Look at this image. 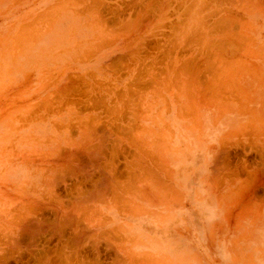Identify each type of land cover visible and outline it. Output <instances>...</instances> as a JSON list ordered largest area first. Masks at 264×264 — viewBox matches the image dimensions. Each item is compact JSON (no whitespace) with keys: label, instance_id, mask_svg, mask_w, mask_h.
I'll return each instance as SVG.
<instances>
[{"label":"rangeland","instance_id":"1","mask_svg":"<svg viewBox=\"0 0 264 264\" xmlns=\"http://www.w3.org/2000/svg\"><path fill=\"white\" fill-rule=\"evenodd\" d=\"M85 1L78 3V4L75 3L70 9L72 12L71 11L70 12L77 14V15L81 14V16L84 14L87 16L85 20H87L90 23L93 22L95 23V25L97 24L101 32L99 31L94 32L91 38L93 37L95 39L97 38L103 39L105 40L103 42H107V45L109 44V46L111 45V42H108L107 39L109 37L108 35L112 36L111 34L112 28L110 31L111 26H108L107 24L103 25V22L104 21L107 22V20L112 17H121V16L122 17H140V18H146L150 20H154L155 18L163 19V17H161V14H160V12L163 11V14L167 13L169 16H171V18L168 20L177 22L176 24H173L171 26L162 27L163 39L166 38V36H164V34L166 33L168 34L167 36L168 40L165 42L163 40V43H162L163 44V55H162L163 58H162L161 73L159 72L160 71L159 64L157 65L154 59L155 58L154 57L155 56L154 55L155 54L154 38H155V34L158 33L159 28L151 25V26H146L145 30L140 32L141 35L139 36L138 43L137 42H134V43L124 42L123 43V45L125 46L123 50L124 56L120 55L121 61L118 63L119 64L118 67H115L112 70L111 67L107 68V66H105L106 70L104 69L96 77V79L97 78L101 79V77L105 76L103 77V79L105 78H106L105 80L109 79L107 80V82L106 81L104 82V80L101 79L103 83L101 80H100L101 81L100 83L102 85L103 84L109 85V86L108 85L105 86V88L107 89L106 90L107 93H105V95H107L105 97V100H107L106 106H108L107 108L106 107L105 108H106L107 113L108 114L111 113V115H110V118L108 119V122H106V120L101 122L103 118L105 117V115L104 116L101 115L102 119L100 120V122L92 123V121H89L87 125L94 129L96 128L98 135H100V133H103L105 131L104 133L107 135V141H108L107 148H106L107 151L105 150L106 152L103 157V160H101L100 162L102 165L104 164L107 165L108 163L107 170L109 174V180L111 184L113 185L112 187L116 185L115 190H117L116 191L117 194L115 196L118 195L119 197V195H121L120 197L123 196V198L128 199L126 200L122 198L123 199L122 202H124V204H127V207L125 205L123 206V203L121 201L119 202V200L117 204L111 201L110 204H108V206L106 207V211H105V216H106L105 218L107 219L109 218L110 221L108 220L109 222L108 221L104 222L105 227L103 228L99 226L95 227V230L97 231H96V237L94 241L97 244L95 245L96 250L94 254L98 253L97 252V248H98L99 255L97 256V254H95L94 257L96 258L100 256L99 258H96V260L99 259L98 261L103 259L101 260L99 264H103L104 262L105 264H107L108 261H109L108 264H111V263H114L113 261H111V258L117 255V254L115 255V252L116 253L118 252V254L123 257L124 250L122 249V247H123V244L127 243L128 241L134 240L135 242L145 243L149 247L151 246V247H156V248L160 246L162 248L169 247L170 245L173 244V242L179 241L178 238H176V236L174 235V228L178 225V219L174 221L175 219L169 220L165 218L164 215H167L168 211L191 210L192 208L201 209L203 208V205H206V207L209 205V203L207 202H201V201H196V200L192 202L191 201L192 194L190 193V195H187L186 190H185L186 189L185 183L187 182L186 166L183 165L180 169L173 170V172L169 171V168H170L169 160H172V161H174L175 159L179 160V158L186 156L188 153L191 154V151L185 148L186 147L185 142H183V144L181 145V148L176 151L177 156L175 157V151L174 152L171 151L170 150L171 148L169 149L168 145H167L168 147L166 148L165 153L163 151H160V148H162L163 146L162 145L163 138L161 140L160 135L158 136L155 134L156 138L154 136V139H153L151 137H148L147 132H149L150 130H153L154 124L158 123L155 120L161 119L162 114H167V115L170 114L172 110L171 106L164 105L161 107L160 105H156L155 103H162L163 101H166V100L168 101L169 100L168 95L170 92L178 93V94L181 93L180 90L185 88L187 84L189 85V79L187 76H192V74L193 75L196 74L197 77L194 75V79H195V82L193 81L194 86L198 87L202 85L206 87V89L204 90L202 88V93L201 92L197 93L195 91L194 94L188 93L184 91L183 89V93H186L185 99H188V101L192 103L196 101V103L198 102L200 105L203 98L206 99L208 95L211 96L212 94V97H217V96H220V92H221V94L223 93L221 97L222 96L224 97L226 93L228 94L230 91H232L230 88L232 85V81H234V75L232 72H227V70L232 71V67L225 69L224 61L223 59H220V58L232 57V55L234 54L232 53L234 50V45L241 44L239 40L238 42L233 40L234 39L233 34L234 33L240 34L239 28L241 29V27L238 26L237 24L234 25V23H236L234 21L236 19H240V17L241 18H248V16L250 17L248 13L252 11L254 7L256 6H259V5L263 6L264 0H251V1L249 0L248 3L246 2L247 0H244V1L240 0L243 3L240 2L239 0H187V1L186 0H181V1L180 0H98V1L97 0H85ZM120 1H123L126 3L124 5V7L126 8L124 9H121V8L110 9L109 8L110 7L109 4H111L112 2L117 3ZM226 1L228 4L226 3ZM0 5H2V7H0V157H2L0 159L1 160L0 180H3L1 182L5 183L7 182V178L4 179V177L7 176V173L9 172L8 164L10 163L9 161L13 160V150L22 149V147L20 146L19 147L13 146V140L19 139V138H27V136L31 135L30 132L19 131L20 128H23L27 126L28 124H30L29 121L18 122L20 121V117L22 119L30 117L31 115L30 114L28 115L27 112L33 109V106L34 107L36 106L35 108H37V105L39 103L43 101L48 102L50 97L52 98L51 96L52 94L50 93V91L51 92L53 91L54 93H56V95L60 98V100L58 99V97L56 99L55 94H54L55 98L54 97L53 98L55 99V101L57 100V101L63 102L62 98L66 99L69 97L64 98L65 96L63 97L62 93L58 92L56 90V87H53V84L57 81V79H59L60 75L53 74V73H46V74L39 75V77L36 80L33 75L25 74L22 71V68L19 67L21 65H24L25 63H30L31 59H24V58H14L13 59V22H11L10 20L11 18H9V15H13V0H2ZM161 5H163L162 10L161 8H158V7H161ZM133 6H135V9H133ZM233 6L234 7L236 6L237 8H232ZM82 7L85 8V10ZM175 8L176 9L179 8V9L176 10ZM158 9H159V12H158ZM90 10H93V11H90ZM257 11L259 10H256V12ZM4 13H6V15ZM96 17L99 18L97 19V21L95 19ZM262 17H261V14L260 15L258 14L254 18L264 23V19H262ZM100 19H102L103 22L102 20L100 21ZM232 19H235V20L233 21ZM232 21L233 23L231 24ZM99 23L100 24L102 23V24L100 25ZM182 27L184 28L182 29ZM236 27H238V30H235L237 29ZM177 28L180 31V33L177 30ZM242 28H246V27H242ZM119 29H120V33H123V34L125 33L124 34L125 37H127L129 33L133 32L131 31L133 29L130 26H127V28L126 26H123L121 28L119 27ZM124 30L126 32H128L129 30L130 32L126 33L124 32ZM222 31L224 34L222 33ZM236 31H238V33ZM181 33L185 35L183 34L181 35ZM114 44L117 45L119 43L115 42ZM242 44L244 45L247 43L242 42ZM225 46H227L226 47L227 50L225 49ZM247 49H249V47ZM170 50H172V52H170ZM243 55L246 56L245 53H243ZM187 63H190L189 67L186 66ZM191 63L193 65H197V67L194 68L193 73L191 71ZM167 70L169 72H167ZM207 70H210V72H207ZM172 71L174 73H172ZM181 73H183L184 75L186 74V75L183 76V74ZM160 75H161V79L163 78L162 81L165 80L164 83L162 82V88H160ZM237 77L239 79V75H237ZM242 77L244 78L246 77V75L243 74ZM52 78L54 79L56 78V79L54 80ZM171 79H172V83H171ZM155 80L158 83V86H157L158 89L156 92L157 94L155 93V88H156ZM177 80L180 82V84L178 83ZM205 80L207 83L205 82ZM37 81L40 83H36ZM49 81L52 83H50ZM60 84L63 85L65 83L61 82ZM92 84L93 83H91V85ZM163 84H165L166 87ZM85 89L87 91L89 90L87 88ZM85 89L83 88L84 91H86ZM160 89H161V92L158 93ZM78 90L82 91V89H79V87H78ZM116 91H118V93H115ZM204 91L205 92L207 91L205 97H203V95H205ZM257 93H258V89L255 91L254 94L257 95ZM118 94L120 95V97ZM159 94L160 96H158ZM50 100L49 102H51ZM112 100H113V103L111 102ZM97 101H95L96 104L98 103L97 105L101 106L99 104V101H101L100 103H102L103 99H99V101L98 102ZM108 101L112 103L111 104L112 107L110 106V103ZM46 104H50V103H46ZM48 106H49V109L47 108ZM51 106L60 107V105H46L45 107L48 110H50ZM165 106L166 108H164ZM255 106L258 107L256 104ZM19 107H22L26 110L24 112H22L23 111L22 110L20 112L13 113V110L18 109ZM38 107H40V105H38ZM200 107L201 106H195V107L193 106L190 109V112L191 113L196 112L195 110H198ZM61 108H63V106ZM53 109L54 108H52V110ZM258 115L260 116V113H258ZM13 119H16V120H13ZM95 124L98 125V127ZM106 124H108L109 126ZM135 125L137 126V128ZM99 126L101 127L103 126L104 128H100ZM105 127H107L108 130ZM248 127L243 128L242 135H244V133L247 131L248 132L251 131V129L255 130L258 132V135H259V138H258L259 148H261V146H264V141H261L260 139L262 135L261 133L264 132V129L255 127V126H253L252 128L251 126L249 128ZM70 128H74V127H70ZM70 128L68 129V131H66L67 134L65 135L67 137L72 136V132L74 133V135L76 134V131L74 130H77L76 129L77 127L75 129H70ZM13 129H16L17 133L15 132L13 133ZM137 129H140V131H138ZM141 129L145 131H143L142 133ZM80 135H79L80 138H78L80 139L79 142L82 140V134ZM169 140H170L169 136H167V143H169ZM95 142H98V141L95 139L90 144H93ZM155 160H157V162ZM154 161L157 164L158 163L160 164V169H158L160 171L157 170V168H159L158 167L159 164L156 165ZM150 162L151 163L154 162V163L151 164ZM161 165L164 167H162ZM140 166L141 168L143 167L142 171L144 174L143 173L142 174L146 176H142L141 174L142 171H141ZM92 169L93 167H91V169H89L88 171L93 172L94 170ZM149 169L151 172L149 171ZM169 172L171 175L172 174L174 175L176 172H180V176H178V178L175 179V182L177 181V185L175 186L176 188H174L173 179L170 178L168 175ZM130 173L134 176L133 178L134 180L132 182H131L132 176ZM134 174L137 177H135ZM60 179L62 180L63 178L59 177L58 181ZM140 179H142V181ZM218 181L219 180H215V182H218ZM116 183H120V186H117ZM126 184H128V186H125ZM129 186L133 188H129ZM222 187L224 188V186ZM27 188H29L28 190L30 191L32 187L29 186V187H26V189ZM58 188L62 189L61 186L60 187L58 186ZM172 188H173V191L170 190ZM177 188L181 190L180 193L176 191ZM182 188L184 190H182ZM125 189L127 191L131 190L132 193L129 191L126 192ZM3 190L5 192H3ZM123 190L125 193L123 192ZM190 190H191V185H190ZM0 196H1L0 198H2L4 202H6V204L10 205L9 209L12 210L10 211L11 213L9 212L10 214H8V218H13V204H19L18 200H14L16 198L15 194L11 191V189L7 190V189L0 188ZM187 197H189L190 199L189 201H187ZM147 199H149V201L151 200V202H148ZM125 201L128 203H126ZM113 204L117 205V207L115 205H114V208L111 207V205ZM220 204L221 206L223 205L231 206L232 202L223 203L221 201ZM116 209L119 211H117ZM258 209L260 210L264 209V204L263 205L259 204ZM2 210H3V207H2ZM16 210H18L17 207H16ZM117 212H119L120 214L119 213L117 214ZM193 220L196 221L197 219H193ZM240 221H243V220H241L239 217L238 223ZM95 225H97V223ZM135 226H137V228H135ZM114 227L115 228L119 227L117 229L118 230L117 232H115L116 229L113 231ZM8 228H12V227L5 226V224L0 218V237L1 235L4 237V238L2 237L3 238L1 239L2 241L3 240L5 241L6 240L5 237L7 238L9 236ZM105 230L106 232L110 231V233L108 234L109 241H108V238L107 240L105 239L107 236L106 234L108 233V232L107 233L103 232ZM5 233L7 236L5 235ZM8 242L9 241H7V244L5 243L6 246L3 245L4 242H2L3 243L2 245L0 244V252L3 251V249L5 250L11 249L10 246H8L9 245ZM85 251L86 250H84V252ZM65 252L67 253L66 255L69 254L68 251H65ZM88 253L89 252H87L86 254L87 256H89L88 260H91V257L93 256L90 257L89 255L90 253L89 254ZM121 256H118L117 258L115 257L114 261H116L117 263V259H119ZM121 259H119L118 262L120 264H123ZM92 260L94 259L92 258ZM92 262L90 261V263Z\"/></svg>","mask_w":264,"mask_h":264},{"label":"crops","instance_id":"2","mask_svg":"<svg viewBox=\"0 0 264 264\" xmlns=\"http://www.w3.org/2000/svg\"><path fill=\"white\" fill-rule=\"evenodd\" d=\"M80 1L13 0V59H31L30 63L19 66L25 74L33 75L36 80L39 75L51 72L67 75H82L91 72L93 76L97 77L102 72L101 69L106 68L105 66L112 69L118 67V63L121 61L118 60V57L124 56L122 51L125 46L123 43L138 42L140 32L144 31L146 26L151 25L159 28L154 38V57L156 64H159L161 73L162 43L163 40L164 42L168 40L166 33L164 34L166 38L163 39L162 27L176 24V21L168 20L170 18L166 17L167 13L163 14L162 11L160 14L168 19L112 17L105 22L112 28V36L108 35L107 39L111 45L107 46V42L105 44L101 42L103 39L91 38L94 32H101L95 23L85 20L87 16L84 14L81 16L71 13V7ZM125 4L123 1L112 2L109 4V8L124 9L126 8ZM161 6L162 10L163 5ZM235 22L234 25H239L241 29L239 28V35L233 34V40L236 42L239 40L241 44L234 45L235 51L233 50L232 57L223 58L224 67L226 65L225 68L232 67V71L227 70L234 75V81L230 88L232 92L226 93L224 98L221 96L203 98L200 105L196 101L192 103L185 99L186 93H183V89L194 94L195 91L200 93L199 91L206 87L198 86L196 89L193 74L187 76L190 78L189 85L187 84L185 88L181 89V93L170 92L168 101L155 103L161 107L164 106V103L170 105L172 110L170 114H162L161 119L155 120L158 123L154 124L153 130L147 132L148 137L153 139L155 134L160 135V139L163 138V146L160 151L165 153L169 146L171 151H175V157L177 156L176 151L185 142V148L191 151V154L188 153L189 163L186 165V193L187 195L192 194V202L196 200L207 202L209 205L207 207L203 205L201 209L168 211L167 215H164L165 218L175 219L174 221L178 219L174 235L179 241L163 248L161 246L158 248L149 247L145 243L134 240L128 241L122 247L124 250L123 264H264V209H258L259 203L260 205L264 204V147L259 148L258 146L257 131L251 129L250 132L247 131L242 136L243 128L248 126L263 129L257 116L258 107L255 106L257 101L262 102V99L254 93L259 85L264 84V23L252 17L236 19ZM122 23L126 24L125 26L133 27V32L129 33L127 37L118 29L124 26ZM237 37L238 39H236ZM115 42L119 44L115 45ZM242 42L247 44L243 45ZM38 43L40 44L38 45ZM94 43H99L100 46L102 43L101 47L105 45L104 49L100 50L99 48L97 51L98 45L96 46ZM91 45H95L97 50L94 48L95 46L91 47ZM248 47L249 49H247ZM82 52L90 57L87 58ZM88 52L92 53V57L88 55ZM79 57L83 58V62L85 58L87 59L83 63ZM187 66L189 67L188 63ZM191 70L193 73L194 65L192 63ZM39 72L41 73L39 74ZM243 74L246 77L243 78ZM237 75H239V79ZM157 86L156 81L155 91L158 89ZM160 88H162L161 75ZM170 94L172 95L170 96ZM205 96L203 95V97ZM193 106L201 107L191 113L190 109ZM110 115L107 114L102 122L104 120L108 122ZM88 116L91 117V115L85 117ZM94 117L98 116L92 115V118ZM137 130L140 131V129ZM143 131L145 130L141 129L142 133ZM261 134L260 139L264 141V132ZM167 136L170 139L169 143H167ZM169 163L171 171L183 166L182 159L169 160ZM215 180L219 181L215 182ZM189 200L187 197V201ZM221 201L223 203L232 202V205L221 206ZM239 217L243 221L238 223Z\"/></svg>","mask_w":264,"mask_h":264},{"label":"bare ground","instance_id":"3","mask_svg":"<svg viewBox=\"0 0 264 264\" xmlns=\"http://www.w3.org/2000/svg\"><path fill=\"white\" fill-rule=\"evenodd\" d=\"M82 1V0H81ZM80 1V3H81ZM98 1V0H97ZM181 1V0H180ZM187 1V0H186ZM185 1V3H186ZM240 1V0H239ZM244 1V0H243ZM251 1V0H250ZM2 0H0L1 4ZM59 2V1H58ZM86 2V1H85ZM202 2V1H201ZM242 2V1H240ZM247 3L249 0L246 1ZM258 2V1H257ZM99 3V2H98ZM162 3V2H161ZM181 3V2H180ZM200 3V2H199ZM227 3V1H226ZM243 3V2H242ZM259 3V2H258ZM57 4V3H56ZM75 4V3H74ZM78 4V2L76 3ZM93 4V3H92ZM95 4V3H94ZM174 4V3H173ZM228 4V3H227ZM235 4V2H234ZM262 4V3H260ZM54 5V4H53ZM89 6V5H87ZM98 6V5H97ZM100 6V5H99ZM203 6V5H202ZM221 6V5H220ZM239 6V5H238ZM2 7V5H0ZM96 7V6H95ZM162 7V6H161ZM158 7V8H161ZM165 7V6H164ZM187 7V6H186ZM189 7V6H188ZM216 7V6H215ZM83 8V7H82ZM100 8V7H99ZM132 8V7H131ZM150 8V7H149ZM170 8V7H169ZM180 8V7H179ZM177 8V9H179ZM193 8V6H192ZM232 8H237L236 6ZM85 10V8H83ZM87 9V8H86ZM98 9V8H96ZM168 9V8H167ZM176 9V8H175ZM176 9V10H177ZM182 9V8H181ZM188 9V8H187ZM29 10V8H28ZM80 10V9H78ZM82 10V9H81ZM95 10V9H94ZM173 10V9H172ZM197 10V9H195ZM228 10V9H227ZM237 10V9H236ZM256 10H259L256 12ZM27 11V10H26ZM93 11V10H90ZM96 11V10H95ZM98 11V10H97ZM185 11V10H184ZM191 11V10H190ZM189 11V12H190ZM218 11V10H217ZM88 12V11H87ZM144 12V11H142ZM154 12V11H153ZM159 12V9H158ZM178 12V11H177ZM194 12V11H193ZM96 13V12H94ZM112 13V12H111ZM140 13V12H139ZM146 13V12H144ZM161 13V12H160ZM163 13V11H162ZM196 13V12H195ZM236 13V12H235ZM246 13V12H245ZM6 15V13H4ZM92 14V13H91ZM180 14V13H179ZM185 14V13H184ZM188 14V13H187ZM250 17L254 18L256 15H260L261 17L264 16V4L263 6L259 5L254 7L252 11L248 13ZM27 15V14H26ZM81 15V14H80ZM96 15V14H95ZM99 15V14H98ZM136 15V14H135ZM167 15V16H166ZM165 16L168 18H171L168 14ZM199 15V14H198ZM46 16V15H45ZM83 16V15H82ZM97 16V15H96ZM158 16V15H157ZM179 16V15H178ZM187 16V15H186ZM192 16V15H191ZM101 17V16H100ZM122 17V16H121ZM162 17V15H161ZM163 15V20H165ZM215 17V16H214ZM226 17V16H225ZM249 17V16H248ZM258 17V16H257ZM9 18H11V22H13V15H9ZM63 18V17H62ZM109 18V17H108ZM137 18V17H136ZM166 18V19H168ZM181 18V17H180ZM194 18V17H193ZM241 18V17H240ZM96 21L99 18H95ZM94 19V20H95ZM132 19V18H131ZM197 19V18H195ZM204 19V18H203ZM264 19V17H262ZM93 20V21H94ZM102 19H100L101 21ZM105 20V19H104ZM133 20V19H132ZM138 20V19H137ZM233 21L235 19H232ZM68 21V19H67ZM98 21V22H100ZM118 21V19H117ZM171 21V20H170ZM231 21V19H230ZM231 22V24L233 23ZM103 22V20H102ZM105 22V21H104ZM103 22V23H104ZM130 21L128 20V23ZM135 22V21H133ZM169 22V21H167ZM184 22V21H183ZM220 22V21H219ZM224 22V21H223ZM235 22V21H234ZM63 23V21H62ZM118 23V22H117ZM121 23V22H120ZM125 23V22H124ZM127 23V21H126ZM217 23V22H216ZM246 23V22H245ZM64 24V23H63ZM100 24V23H99ZM102 24V23H101ZM100 24V25H101ZM123 24V23H122ZM130 24V23H129ZM133 24V23H132ZM150 24V23H149ZM148 24V25H149ZM186 24V23H185ZM214 24V23H213ZM235 24V23H234ZM97 25V24H96ZM105 25V23L103 24ZM114 25V24H113ZM118 25V24H117ZM124 25V24H123ZM126 25V24H125ZM124 25V26H125ZM173 25V24H172ZM245 25V24H244ZM110 26V25H108ZM155 26V25H154ZM159 26V25H158ZM182 26V25H181ZM239 26V25H238ZM114 27V26H113ZM127 28V26H126ZM129 28V27H128ZM133 28V27H132ZM184 27H182L183 29ZM199 28V27H198ZM211 28V27H210ZM238 30V27H236ZM108 29V28H107ZM119 29V28H118ZM181 29V28H180ZM58 30V29H57ZM114 30V29H113ZM126 30V29H125ZM124 30V32H126ZM139 30V28H138ZM137 30V31H138ZM178 30V28H177ZM111 31V27H110ZM122 31V30H121ZM132 31V30H131ZM136 31V30H135ZM170 31V30H169ZM179 31V30H178ZM184 31V30H183ZM206 31V30H205ZM112 32V31H111ZM117 32V31H116ZM128 32H130L128 30ZM126 32V33H128ZM187 32V31H186ZM216 32V31H215ZM238 32V31H236ZM180 33V31H179ZM220 33V31H219ZM223 33V31H222ZM221 33V34H222ZM227 33V32H226ZM232 33V32H231ZM47 34V33H46ZM77 34V33H76ZM81 34V32H80ZM125 34V33H124ZM183 33H181L182 35ZM224 34V33H223ZM151 35V34H150ZM179 35V34H178ZM185 35V34H183ZM199 35V34H198ZM239 35V34H238ZM47 36V35H46ZM67 36V35H66ZM65 36V37H66ZM82 36V35H81ZM139 36V35H138ZM84 37V35H83ZM176 37V36H175ZM234 37V36H233ZM241 37V36H240ZM71 38V37H70ZM242 38V37H241ZM45 39V38H44ZM232 39V37H231ZM238 39V37L236 38ZM39 40V39H38ZM41 40V39H40ZM43 40V39H42ZM41 40V41H42ZM71 40V39H70ZM73 40V37H72ZM136 40V39H135ZM183 40V38H182ZM221 40V39H219ZM241 40V39H240ZM89 41V40H88ZM104 40H101L103 43ZM202 41V40H201ZM225 41V40H224ZM70 42V41H69ZM109 42V41H108ZM173 42V41H172ZM220 42V41H219ZM50 43V42H49ZM102 43L101 46H102ZM106 42H104L105 44ZM138 43V42H137ZM167 43V42H166ZM171 43V42H170ZM176 43V42H175ZM203 43V42H202ZM212 43V42H211ZM36 44V43H35ZM40 43H38L39 45ZM51 44V43H50ZM61 44V43H60ZM70 44H72L70 42ZM96 44V46L99 44ZM103 44V45H104ZM168 44V43H167ZM204 44V43H203ZM207 44V42H206ZM37 45V46H38ZM170 45V44H169ZM176 45V44H174ZM178 45V44H177ZM201 45V44H200ZM223 45V43H222ZM225 45V44H224ZM228 45V44H227ZM233 45V44H232ZM231 45V46H232ZM47 46V45H46ZM95 46V45H94ZM91 45V47H94ZM99 48L104 49V46L101 47L98 45ZM100 46V47H99ZM108 46V45H107ZM197 46V45H195ZM124 47V46H123ZM213 47V46H212ZM218 47V45H217ZM227 46H225L226 49ZM37 48V47H36ZM186 48V47H185ZM215 48V47H214ZM35 49V48H34ZM39 49V46H38ZM167 49V48H166ZM221 49V48H220ZM198 50V49H197ZM222 50V49H221ZM227 50V49H226ZM84 51V50H82ZM91 51V50H90ZM94 51V50H93ZM103 51V50H102ZM105 51V50H104ZM121 51V50H120ZM142 51V50H141ZM229 51V49H228ZM235 51V50H234ZM233 51V52H234ZM239 51V50H238ZM242 51V49H240ZM87 51H85L86 53ZM92 52V51H91ZM123 52V51H122ZM138 52V51H137ZM220 52V51H219ZM231 52V51H230ZM232 52V53H233ZM82 52V54L86 55ZM93 53V52H92ZM92 53L88 52V55H91ZM96 53V52H95ZM94 53V54H95ZM103 53V52H102ZM81 54V55H82ZM82 55V56H84ZM96 55V54H95ZM137 55V54H136ZM140 55V54H139ZM142 55V54H141ZM214 55V54H212ZM234 55V54H233ZM87 56V55H86ZM85 56V57H86ZM100 56V55H99ZM138 56V55H137ZM236 56V55H235ZM234 56V57H235ZM84 57V58H85ZM90 57V56H89ZM87 56V58H89ZM172 57V56H171ZM216 57V56H215ZM76 58V57H75ZM82 61L83 58L79 57ZM85 58V61L86 59ZM119 58V59H118ZM118 60L120 59V56L118 57ZM217 58V57H216ZM237 58V57H235ZM116 59V60H117ZM146 59V58H145ZM151 59V58H150ZM155 59V58H154ZM197 59V58H196ZM213 59V57H212ZM223 59V58H220ZM230 59V58H229ZM104 60V59H103ZM117 60V61H118ZM191 60V59H190ZM236 61V59H233ZM232 60V61H233ZM84 61V62H85ZM94 61V60H93ZM141 61V60H140ZM170 61V60H169ZM196 61V60H195ZM224 61V60H223ZM57 62V61H55ZM64 62V61H63ZM83 62V61H82ZM83 62V63H84ZM102 62V61H101ZM228 62V61H227ZM33 63V62H32ZM50 63V62H49ZM61 63V62H60ZM74 63V62H73ZM76 63H78L76 61ZM175 63V62H174ZM183 63V62H181ZM222 63V62H221ZM63 64V63H62ZM68 64V63H67ZM75 64V63H74ZM79 64V63H78ZM107 64V63H106ZM137 64V63H136ZM173 64V63H172ZM171 64V65H172ZM190 66V63H188ZM170 65V64H169ZM199 65V64H198ZM213 65V64H212ZM223 65V64H222ZM57 66V65H56ZM62 66V65H61ZM85 66V65H84ZM173 66V65H172ZM185 66V64H184ZM187 66V65H186ZM58 67V66H57ZM65 67V65H64ZM63 67V69H64ZM74 67V66H73ZM97 67V66H95ZM108 67V66H107ZM193 67V66H192ZM227 67V65L225 66ZM51 68V67H50ZM60 68V67H59ZM62 68V67H61ZM67 68V67H66ZM75 68V67H74ZM99 68V67H98ZM101 68H103L101 66ZM168 68V67H167ZM195 68V65H194ZM226 69V68H225ZM50 70V69H49ZM103 71V69H101ZM111 70V69H110ZM113 70V69H112ZM66 71V70H64ZM74 71V69H73ZM78 71V70H77ZM129 71V70H128ZM165 71V70H164ZM181 71V70H180ZM179 71V72H180ZM192 71V70H191ZM51 72V71H50ZM59 72V70H58ZM70 72V71H68ZM99 72V71H98ZM109 72V71H108ZM160 72V71H159ZM167 72H169L167 70ZM178 72V71H177ZM220 72V71H219ZM41 72H39L40 74ZM52 73V72H51ZM172 73H174L172 71ZM196 73V72H195ZM215 73V72H214ZM56 74V72H55ZM72 74V73H71ZM91 74V72H90ZM88 74H60L59 79L53 84V87H56V90L60 93H62V96L66 99H63V102L61 101H55V97L57 99L56 93L52 94V98L50 97L51 102H41L38 105L40 107L35 108L33 106V109H31L27 114L31 115L28 118L22 119L20 117V121H29L30 124L27 126L20 128L19 131L24 132H30L31 135L27 136V138H19L13 140V146H20L22 149L19 150H13V160L9 161V172L7 173V176L4 177L7 178V182L3 183L0 180V188L2 189H11V191L15 194V199L18 200L19 204H13V218H8V214H10L12 210L9 209L8 204L4 202L2 198H0V218L5 224V226H11L12 228H8L9 236L6 238L5 241L1 240L4 237L1 235L0 244L5 245L8 242V246H10L11 249L5 250L0 252V264H99L101 262L96 260L94 257L95 254L97 256L99 255V251L97 248L96 250V231L95 227L99 226L101 228L105 227L106 221H110V219L105 218V211L108 204H110L111 201L115 202L117 204L118 200L119 202L123 199L120 197L121 195L115 196L117 193L115 190L116 185L112 187L109 180V174H108V163L107 165H102L101 160H103V157L105 155V152L107 151V135L103 132L98 135L96 128H92L87 125L89 121L93 122H100L101 115L108 114L106 111L107 100H105V93H107V89L105 86L102 85L100 82L102 81L103 77L101 79L97 78L94 75ZM177 74V73H176ZM183 74V73H181ZM186 75V74H185ZM183 74V76H185ZM196 76V74H194ZM193 75V76H194ZM164 76V75H162ZM213 76V75H211ZM153 77V76H152ZM166 77V76H165ZM197 77V76H196ZM132 78V77H131ZM178 78V77H177ZM194 78V77H193ZM51 79V77H50ZM54 79V78H52ZM56 79V78H55ZM54 79V80H55ZM106 79V78H105ZM104 80V82L107 80ZM163 79V78H162ZM190 79V78H188ZM101 80V81H100ZM119 80V79H118ZM182 80V79H180ZM204 80V79H203ZM40 81V80H39ZM165 80L162 82L164 83ZM178 81V80H177ZM45 82V80H44ZM50 82V81H49ZM61 82L65 84H60ZM95 82V83H94ZM97 82V83H96ZM122 82V81H121ZM176 82V81H174ZM195 82V79H194ZM199 82V81H198ZM206 82V80H205ZM37 83H40L37 81ZM47 83V82H46ZM52 83V82H50ZM91 83L95 85H91ZM103 83V81H102ZM166 83V82H165ZM180 84V82L178 81ZM186 83V82H185ZM207 83V82H206ZM48 84V83H47ZM80 84V86H79ZM122 84V83H121ZM213 84V83H212ZM36 85V84H35ZM46 85V84H45ZM44 85V86H45ZM82 85V86H81ZM165 86V84H163ZM206 85V84H205ZM235 85V83H234ZM109 86V85H108ZM202 86V85H201ZM49 87V86H48ZM75 87V88H74ZM82 89L81 90H78ZM127 87V86H126ZM137 87V86H136ZM166 87V86H165ZM223 87V86H222ZM83 88L89 89L87 92L83 90ZM190 88V87H189ZM196 88V87H195ZM50 89V88H49ZM187 89V88H186ZM197 89V88H196ZM211 89V88H209ZM110 90V89H109ZM165 90V88H164ZM189 90V89H188ZM42 91V90H41ZM40 91V92H41ZM84 91V92H83ZM106 91V92H105ZM144 91V90H143ZM154 91V90H153ZM187 92V90H185ZM121 92V90H120ZM157 92V89L155 93ZM189 92V91H188ZM202 93V91H199ZM205 92V91H204ZM214 92V91H212ZM227 92V91H226ZM232 92V91H231ZM115 93H118L116 91ZM160 93V91L158 92ZM191 93V92H189ZM207 93V91L205 92ZM211 93V91H210ZM47 94V93H46ZM55 94V97H54ZM121 94V93H119ZM118 94V95H119ZM152 94V93H151ZM157 94V93H156ZM185 94V93H184ZM223 94V93H222ZM220 92V96L222 95ZM42 95V94H41ZM61 95V94H60ZM123 95V93H122ZM121 95V96H122ZM172 94H170L171 96ZM206 95V94H205ZM233 95V94H232ZM236 95V94H235ZM262 99V102L257 101L258 106V113H260V116H258L260 124L263 126L264 129V84H261L258 87V93ZM46 96V95H45ZM160 96V94L158 95ZM209 96V95H208ZM207 96V97H208ZM212 96V94H211ZM54 97V98H53ZM61 97V96H60ZM120 97V95H119ZM219 97V96H218ZM223 97V96H222ZM40 98V97H39ZM117 98V97H116ZM174 98V97H173ZM224 98V97H223ZM234 98V96H233ZM46 99V98H45ZM60 100V98L58 97ZM99 99H103V102L100 103ZM118 99V98H117ZM116 99V100H117ZM208 99V98H207ZM215 99V98H214ZM43 100V99H41ZM54 100V101H53ZM66 100V101H64ZM99 101V104L101 106H98L95 101ZM140 100V98H139ZM224 100V99H223ZM228 100V98H227ZM72 101V102H71ZM97 101V102H98ZM110 101V100H109ZM108 101V102H109ZM176 101V100H175ZM206 101V100H205ZM226 101V99H225ZM39 102V101H38ZM113 103V100L111 101ZM111 102L110 106H111ZM236 102V101H235ZM50 103V104H46ZM108 103V104H109ZM177 103V102H176ZM238 103V102H237ZM63 104V105H62ZM46 105H60V107H52L49 109V106L46 108ZM144 105V104H143ZM164 105H166L164 103ZM63 106V108H61ZM88 106V107H87ZM116 106V105H115ZM120 106V105H119ZM170 106V105H167ZM241 106V105H240ZM106 107V108H105ZM112 107V106H111ZM126 107V106H125ZM52 108H54L52 110ZM136 108V107H135ZM166 108V106L164 107ZM109 109V108H108ZM116 109V108H115ZM23 110V111H22ZM26 109L19 107L18 109L13 110V113L15 112H24ZM167 112V111H165ZM136 113V112H135ZM111 114V113H110ZM86 115H97L98 117L92 118V116L85 117ZM128 115V114H127ZM133 115V114H132ZM27 116V115H26ZM83 116V117H81ZM136 116V115H135ZM18 117V116H17ZM116 117V116H115ZM159 117V116H158ZM16 118V117H15ZM97 118V119H96ZM121 118V117H120ZM136 118V117H134ZM105 119V118H104ZM16 120V119H13ZM111 120V119H110ZM125 120V119H124ZM102 122V121H101ZM123 123V122H122ZM97 124V123H96ZM95 124V125H96ZM104 124V123H103ZM23 125V124H22ZM90 125V124H89ZM108 125V124H106ZM105 125V126H106ZM113 125V124H112ZM77 128H76V127ZM98 127V125H96ZM109 126V125H108ZM136 126V125H135ZM74 127V128H70ZM90 127V128H89ZM100 128H104L103 126H99ZM131 127V126H129ZM77 129L76 134L72 132V136H66V131L68 129ZM98 128V129H100ZM107 129V127H105ZM137 128V126H136ZM249 128V127H248ZM108 130V129H107ZM131 130V128H130ZM99 131V130H98ZM133 131V130H132ZM17 133L16 129H13V133ZM250 132V131H249ZM131 133V132H130ZM82 134V140L79 142L80 138L79 135ZM106 135V136H105ZM251 135V134H250ZM81 136V135H80ZM132 136V135H131ZM243 136V135H242ZM109 137V136H108ZM136 137V136H135ZM97 140L98 142L92 143L94 140ZM109 139V138H108ZM121 139V138H120ZM118 140V139H117ZM92 141V142H91ZM237 142V141H236ZM142 143V141H141ZM134 144V143H133ZM257 145V144H256ZM263 145V144H262ZM114 146V145H113ZM117 146V145H116ZM252 146V145H251ZM264 147V146H263ZM111 149V148H110ZM115 149V148H114ZM106 150V151H105ZM139 151V150H138ZM253 151V150H252ZM110 152V151H108ZM114 155V154H113ZM151 155V154H150ZM109 156V155H108ZM111 156V155H110ZM146 156V155H145ZM155 156V155H154ZM112 157V156H111ZM2 157H0L1 159ZM113 158V157H112ZM137 158V157H136ZM105 159V158H104ZM149 159V158H148ZM155 159V158H154ZM179 159H182L184 162V166H186L189 163L188 160V154L184 157H181ZM264 159V158H263ZM135 160V159H134ZM158 160V159H157ZM157 160H155L157 162ZM112 161V160H111ZM110 161V163H111ZM154 161V162H155ZM1 162V160H0ZM152 162V163H154ZM155 162V163H156ZM151 163V162H150ZM151 163V164H152ZM159 164V163H158ZM156 163V165H158ZM114 165V164H113ZM112 165V166H113ZM140 165V164H139ZM154 165V164H153ZM227 165V164H226ZM155 166V165H154ZM162 166V165H161ZM90 167V168H89ZM94 170L93 172H89L88 170L91 169ZM157 167V166H156ZM155 167V168H156ZM160 169V164L158 166ZM164 167V166H162ZM166 167V166H165ZM222 167V166H221ZM89 168V169H88ZM134 168V167H133ZM139 168V167H138ZM141 168V166H140ZM143 168V167H142ZM141 168V171H142ZM145 168V167H144ZM88 169V170H87ZM137 169V168H136ZM163 169V168H162ZM191 169V168H190ZM105 170V171H103ZM148 170V169H147ZM196 170V169H195ZM200 170V169H199ZM215 170V169H214ZM114 171V170H113ZM150 171V169H149ZM148 171V172H149ZM160 171V170H158ZM164 171V170H163ZM170 172H173V170H169ZM193 171V170H192ZM126 172V171H125ZM151 172V171H150ZM169 177L173 179V185L174 188L177 185V181L175 182V179L180 176V172H176L174 175L170 174ZM195 172V171H194ZM132 173V172H131ZM130 173V174H131ZM135 173V172H134ZM143 171L141 172V174ZM146 173V172H145ZM137 174V173H136ZM144 174V173H143ZM142 176H146L143 175ZM149 174V173H148ZM147 174V175H148ZM153 174V172H152ZM135 175V174H134ZM150 175V174H149ZM155 175V174H154ZM200 175V174H199ZM63 176V177H62ZM132 180H134V176L131 174ZM156 176V175H155ZM167 176V174H166ZM198 176V175H195ZM59 177L63 178L62 180L59 179ZM135 177H137L135 175ZM151 177V176H150ZM193 177V175H192ZM112 178V177H111ZM115 178V177H114ZM113 178V179H114ZM118 178V177H117ZM144 178V177H143ZM142 178V179H143ZM146 178V177H145ZM153 178V176H152ZM157 178V177H156ZM199 178V177H198ZM116 179V178H115ZM139 179V178H137ZM142 179H140L142 181ZM155 179V178H154ZM118 180V179H117ZM116 180V181H117ZM139 180V181H140ZM236 180V178H235ZM248 180V179H247ZM119 181V180H118ZM138 181V182H139ZM199 181V180H197ZM40 182V184H39ZM130 182V183H131ZM136 182V180H135ZM137 182V183H138ZM199 183V182H198ZM39 184V185H38ZM117 186H120V183H116ZM119 184V185H118ZM132 184V183H131ZM202 184V183H199ZM134 185V183H133ZM155 185V183H154ZM193 185V184H192ZM32 187L29 191L26 187ZM58 186L62 187L58 188ZM124 186V185H123ZM125 186H128L126 184ZM163 186V185H162ZM190 187V186H189ZM187 187V188H189ZM202 187V186H201ZM251 187V186H250ZM129 188H133L129 186ZM127 188V189H129ZM138 188V187H137ZM186 188V183H185ZM192 188V187H191ZM200 189V188H199ZM126 190V189H125ZM173 191V188L170 189ZM182 190H184L182 188ZM186 190V189H185ZM189 190V189H188ZM129 191V190H128ZM126 190V192H128ZM176 191L180 193V189L177 188ZM3 192H5L3 190ZM124 192V190H123ZM131 192V190L129 191ZM2 193V192H1ZM125 193V192H124ZM122 193V194H124ZM132 193V192H131ZM174 193V192H173ZM183 193V192H182ZM181 193V195H182ZM246 193V192H245ZM3 194V193H2ZM128 194V193H127ZM172 194V193H171ZM184 194V193H183ZM204 194V193H203ZM242 194V193H241ZM7 195V194H5ZM185 196V195H184ZM1 197V196H0ZM182 197V196H181ZM206 197V196H205ZM120 198V199H119ZM123 198V199H122ZM184 199V198H183ZM13 200V201H14ZM128 200V199H126ZM148 202L149 199H147ZM194 200V199H193ZM246 201V200H245ZM248 201V200H247ZM126 202V201H125ZM127 207V204H124ZM121 203V204H122ZM128 203V202H126ZM153 203V201H152ZM260 204V203H259ZM114 205H111V207L114 208ZM248 205V204H247ZM117 207V205H115ZM3 207V210H2ZM16 207L18 210H16ZM248 207V206H247ZM246 208V207H245ZM117 210V209H116ZM126 210V209H124ZM119 211V210H117ZM10 212V213H9ZM134 212V211H133ZM119 212H117L118 214ZM131 213V212H130ZM129 213V214H130ZM209 213V212H208ZM120 214V213H119ZM134 214V213H133ZM206 214V213H205ZM109 215V214H108ZM111 215V214H110ZM120 216V215H119ZM107 219V220H105ZM198 219V218H197ZM108 221V222H109ZM120 221V220H119ZM97 223V225H95ZM112 223V222H111ZM127 224V223H126ZM125 224V225H126ZM114 226V225H113ZM109 227V226H108ZM120 227V226H119ZM118 227V228H119ZM204 227V226H203ZM118 228H113V231L117 232ZM137 228V226H135ZM100 232V231H99ZM103 232H106L103 231ZM108 232V233H107ZM106 233V240L109 237L108 234L110 231H107ZM102 233V232H101ZM114 233V232H113ZM99 234V233H98ZM105 234V233H103ZM4 235V234H3ZM6 235V233H5ZM4 235V236H5ZM100 235V234H99ZM7 236V235H6ZM102 236V235H101ZM114 236V235H113ZM3 237V238H2ZM10 237V238H9ZM115 237V236H114ZM116 238V237H115ZM114 239V238H113ZM112 240V239H111ZM125 240V239H124ZM109 241V238H108ZM122 241V240H121ZM107 244V243H106ZM6 246V245H5ZM87 247V248H86ZM106 247V246H105ZM86 248V249H85ZM110 248V246H109ZM113 248V247H112ZM116 248V247H115ZM118 248V247H117ZM5 250V251H4ZM84 250H89L88 254L93 257H91V260H88L89 256H87V252ZM114 250V249H113ZM121 250V249H119ZM65 251H68V255ZM115 251V250H114ZM113 251V252H114ZM65 254V255H64ZM121 256L118 254V252H115V255ZM109 255V254H108ZM114 255V253H113ZM116 255V256H117ZM116 256H112L111 261L114 263L111 264H120L118 262L119 259L123 261V257L121 256L119 259L114 261ZM117 256V257H118ZM116 257V258H117ZM92 258L94 260H92ZM113 259V260H112ZM88 260V262H87ZM90 261H94L90 263ZM121 262V261H120ZM121 262V263H122ZM109 263V262H108ZM107 263V264H108ZM105 264V262L103 263Z\"/></svg>","mask_w":264,"mask_h":264}]
</instances>
